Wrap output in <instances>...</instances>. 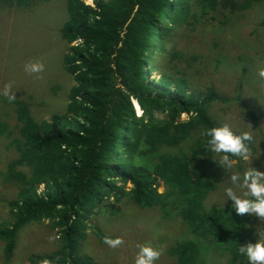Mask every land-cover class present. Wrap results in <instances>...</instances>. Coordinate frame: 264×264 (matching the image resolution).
<instances>
[{
	"label": "trees",
	"instance_id": "trees-1",
	"mask_svg": "<svg viewBox=\"0 0 264 264\" xmlns=\"http://www.w3.org/2000/svg\"><path fill=\"white\" fill-rule=\"evenodd\" d=\"M37 1L51 0H0L10 8ZM65 11L59 30L67 44L62 66L74 81L65 112L36 121L29 103L0 93V137L15 153L0 172V184L15 189L13 198L2 201L4 260L12 258L25 225L47 221L58 248L28 256L27 264H98L78 255L87 235L83 226L94 216L92 205L123 194L137 209L156 208L181 219L188 236L167 249L174 264H204L216 250L228 255V264L247 263L238 251L255 233L247 214L236 215L231 203L207 209L216 183L196 166L210 156L219 160L201 133L220 125L210 109L228 98L211 87L205 94L198 90L191 72L197 63L184 61L185 70L179 71L172 59L159 55L158 63L154 55L164 50L170 34L197 31L189 29L197 21L222 25L235 14L243 21L261 15L258 27L264 30V0H92L91 5L65 0ZM149 70L160 71L156 86L147 81ZM240 107L252 125L264 121V111ZM10 116L15 130L6 124ZM249 146L251 152L252 141Z\"/></svg>",
	"mask_w": 264,
	"mask_h": 264
},
{
	"label": "rangeland",
	"instance_id": "rangeland-1",
	"mask_svg": "<svg viewBox=\"0 0 264 264\" xmlns=\"http://www.w3.org/2000/svg\"><path fill=\"white\" fill-rule=\"evenodd\" d=\"M82 1L92 4V0ZM262 17L243 21L239 14H235L222 25L217 20L209 23L202 20L200 25L197 21L194 27H189H198L197 31L182 29L174 35L170 34L165 40L164 50L156 53L158 57L154 55L158 63L159 55L172 59L179 71L185 70L184 61L197 63L191 72L193 84L198 90L205 94L207 87H211L218 95L228 98L225 103L213 104L210 114L220 125L230 123L235 130L249 131L253 137L252 159L236 162L232 172L242 173L250 166L264 171V121L258 126L252 125L245 119L244 109L240 107L244 103L249 110L255 109L254 114L264 111V30L258 27ZM66 19L65 0L37 1L28 7L11 8L0 2V93L8 98L14 94V99L29 103L31 115L36 121H48L54 115L63 114L69 90L74 84L62 66L67 44L59 30ZM206 19L210 20L208 16ZM34 61L44 64L43 72H25L24 65ZM169 68L176 71L174 67ZM158 73L149 70L145 73L147 81L156 86L160 79ZM169 73L172 74L171 71ZM136 113L140 114V111L136 110ZM0 120H4L3 115ZM6 124L14 129L16 121L10 116ZM7 142L0 137V172L5 163L15 156L12 150L7 151ZM212 155L217 157L215 153ZM196 166L204 168L216 183L205 200V207L219 208L230 204V201L224 203L227 176L213 158L210 156ZM159 185V192H163L164 184L160 182ZM130 188L128 184L127 189ZM14 194V186L0 184V216L6 213L3 199L8 196L11 199ZM91 208L94 216L83 226L87 228V235L79 244L78 255H87L98 264H134L138 245L146 243H151L162 252L156 264H174L175 258L167 254V249L188 236L181 219L166 216L156 208L146 211L137 209L123 194L117 198L107 197L103 204L92 205ZM247 216L249 228L256 234L251 239L254 242L264 235V220ZM96 235H101L102 239ZM116 238L122 239L123 243L115 248L105 243L106 239ZM16 239L9 261L4 260L0 244V264H27L28 256L47 254L58 248L56 231L50 228L47 221L25 225ZM215 252L217 255L208 256L204 264H228L227 254L222 250Z\"/></svg>",
	"mask_w": 264,
	"mask_h": 264
},
{
	"label": "clouds",
	"instance_id": "clouds-1",
	"mask_svg": "<svg viewBox=\"0 0 264 264\" xmlns=\"http://www.w3.org/2000/svg\"><path fill=\"white\" fill-rule=\"evenodd\" d=\"M24 70L29 74L41 73L44 71V64L39 61L29 62L24 65ZM14 98V94L9 95L10 100ZM201 135L206 139L209 151L219 156V160L213 161L227 176L224 203L230 201V208L236 215L249 214L264 220V171L251 166L242 173L231 171L236 163L235 158L245 162L252 159L249 146L253 139L251 133L245 130L237 131L226 122L205 128ZM105 243L115 248L121 245L123 240L106 239ZM238 251L246 258L247 264H264V235H260L254 242L239 243ZM161 254V250L153 247L151 243L138 245L134 264H156Z\"/></svg>",
	"mask_w": 264,
	"mask_h": 264
}]
</instances>
